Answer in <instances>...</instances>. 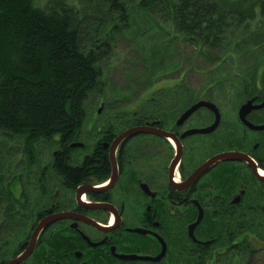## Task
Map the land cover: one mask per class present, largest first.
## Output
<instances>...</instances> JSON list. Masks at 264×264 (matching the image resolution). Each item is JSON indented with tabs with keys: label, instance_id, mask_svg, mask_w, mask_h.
<instances>
[{
	"label": "flooded vegetation",
	"instance_id": "flooded-vegetation-1",
	"mask_svg": "<svg viewBox=\"0 0 264 264\" xmlns=\"http://www.w3.org/2000/svg\"><path fill=\"white\" fill-rule=\"evenodd\" d=\"M153 91L135 111L128 102L102 112L100 101L69 142L53 138L41 169L55 178L39 183L34 202L16 178L6 233L0 211V264L25 253L43 218L51 221L19 264L247 263L248 227L264 223V82L243 97ZM199 101L211 106L184 116Z\"/></svg>",
	"mask_w": 264,
	"mask_h": 264
},
{
	"label": "trees",
	"instance_id": "trees-1",
	"mask_svg": "<svg viewBox=\"0 0 264 264\" xmlns=\"http://www.w3.org/2000/svg\"><path fill=\"white\" fill-rule=\"evenodd\" d=\"M79 1L0 0V210L6 213L5 233L16 223L10 187L25 176L9 172L18 156V145L10 142L21 138L26 160L34 162L35 145L42 139L59 137L64 143L77 133L88 112L86 101L101 92V56L110 50L116 30L125 34L134 25L129 2L157 19L153 29L135 32L143 49L160 52L158 67L164 73L182 66L179 61L164 65L166 53L178 42L192 45L195 55L209 61L211 78L205 86L214 85L226 96L243 97L264 82V0ZM159 29L174 37L154 42L145 37ZM248 229L245 264H264V223Z\"/></svg>",
	"mask_w": 264,
	"mask_h": 264
},
{
	"label": "rangeland",
	"instance_id": "rangeland-1",
	"mask_svg": "<svg viewBox=\"0 0 264 264\" xmlns=\"http://www.w3.org/2000/svg\"><path fill=\"white\" fill-rule=\"evenodd\" d=\"M45 1L47 0H39L40 3H44ZM69 2L79 3L80 1L69 0ZM128 4L130 13L129 18L134 22L130 30L134 32L130 31L125 34H120V32L116 30V35H114L110 50L101 56V64L104 70V82L101 87V92L93 94L91 98L86 101L88 113L95 112L100 106V101L104 102L101 110L102 112H110L111 109H115V107L124 110L125 108L122 107L128 102L131 106L128 108L134 111L138 110L139 100L142 97L149 96L152 90H154L153 97L157 98L174 96L173 94L185 97L189 96L191 92H193V95L190 97H197L200 93L205 96L213 97L226 96L216 86L212 88L211 91L207 90L204 92V86L211 78L210 72H207L209 61L201 55H195V48L190 44L183 43V46H180L177 42L176 46L166 53V60L164 61L165 66L173 64L175 61H179L180 64L182 63V66L179 69L170 67L167 70V68H165L164 73L161 67H158V65L160 66L161 64L159 61L161 57L160 52H158L159 54L157 55L152 50L143 49V43L136 38L137 33L135 32L137 31L135 28L139 29L142 27L143 29L139 32H143L150 27V29H153L152 21L154 22L156 17L148 14L144 9L140 8L138 4L136 5V3L129 2ZM146 36L150 38L151 42L160 41L166 37L168 39L174 37L170 34L167 35L161 29L157 30L155 34L148 35V33H146L145 37ZM181 51H183V56H180ZM183 73L184 75L182 76ZM169 78L170 80H167ZM156 79L161 80L157 81ZM175 84H177V86H175ZM182 85H185V87ZM149 87L152 88L148 93H145ZM163 89H167L168 95H165ZM231 94L232 92H230L229 95ZM191 99L192 98L188 99L186 103L190 102ZM55 141L52 139H42L35 145L37 160L34 165L26 160L27 154L22 151L23 144L21 143V138H17L14 142H10L18 145V152L15 155L17 156L18 154V156L16 158L14 157V162H11L9 172L18 173L21 176L25 175L21 177L20 182L25 184V191L27 195L30 196L29 200L32 202H34L38 195L42 194L40 182L51 184V182L54 181L55 177L52 176L51 170L49 169V172H46L48 169L45 168V165L43 169H41V167L43 166V162L50 161L52 150L57 143ZM14 188L17 192L18 189L21 188L19 181L16 182ZM26 199L23 206L24 209L26 206L28 207V197ZM18 204L21 205L22 203L18 201ZM22 216L24 217V215ZM25 225H28V223H25ZM26 230L27 228H22L18 231L17 236L10 238L13 241L12 245H16L17 239L21 237Z\"/></svg>",
	"mask_w": 264,
	"mask_h": 264
},
{
	"label": "water",
	"instance_id": "water-1",
	"mask_svg": "<svg viewBox=\"0 0 264 264\" xmlns=\"http://www.w3.org/2000/svg\"><path fill=\"white\" fill-rule=\"evenodd\" d=\"M253 98L249 99L245 105H243V107L245 106V112L249 111L253 106L251 105V103L253 102ZM202 105H210L211 103H208L207 101H199L194 103L192 106H190L185 112H184V116H187L189 114H191L192 112H194L197 108H199ZM130 132V131H129ZM127 132V133H129ZM76 144V143H75ZM51 220L50 218H43L40 222L39 225L37 226L36 230L34 231L31 243H30V247L27 248L25 250V253L17 256L16 258L12 259L9 264H19L21 261H23L25 259L26 256H28V254L30 253V251L35 247V242H36V238L38 233L42 230V228L49 223Z\"/></svg>",
	"mask_w": 264,
	"mask_h": 264
}]
</instances>
